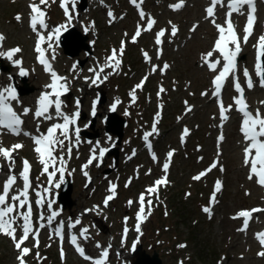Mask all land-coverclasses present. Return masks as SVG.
Returning <instances> with one entry per match:
<instances>
[{
	"label": "rangeland",
	"instance_id": "374dc122",
	"mask_svg": "<svg viewBox=\"0 0 264 264\" xmlns=\"http://www.w3.org/2000/svg\"><path fill=\"white\" fill-rule=\"evenodd\" d=\"M78 1L80 0H75L74 8L72 4L68 6L70 14L74 17L71 24H67V18L59 0H48L47 5L42 6L50 17V29L67 24V29L77 26L76 34L89 32L87 35H82L88 37L86 43L90 41L94 43L90 52L80 53L76 58H70L63 53L59 44L53 41L56 56L53 61L56 65L55 71L66 76L71 82L70 86L75 87L74 95L70 97V100L74 99L78 93L83 101L85 112L91 113L96 97H100V94L104 92L106 101L99 105V115L94 121V128L90 131L94 134L101 132V134L95 136L94 143L90 146L84 139L81 141L84 144L79 143L83 148L80 145L73 147L74 156H71V159L65 156L67 162L65 173H71L68 176L72 179V199L75 203L72 207L66 206L65 210H62L58 203L54 204L55 209L61 214L57 220L53 221L51 227L45 226L39 229L41 231L39 232V248L33 247V239L25 242L24 246L32 249L31 254L25 257L27 264H91L90 261L82 258L67 241L59 242L55 234L50 237L52 230L61 221L68 227L69 221L74 223L77 218L80 224H77L76 229L74 227L68 229L69 232L74 229L79 238H81L80 231L83 228L88 229L86 234L88 239L81 238L83 244L81 246L86 254L98 258L101 251L107 250L110 256L109 264H132L134 258L129 259V255L124 252V250L129 252L133 248L129 242L123 243L124 229L127 228L128 231L132 229L133 221L140 208L138 194L140 195L147 187L153 185L156 179L165 175L162 172V165L172 148L177 150L175 162L172 169L167 172V175L170 173L167 178L168 183L158 189L159 198L157 199L156 195L151 197L153 202L151 215H146L147 219L151 218L146 220L142 248L150 254L158 251L163 264H181V262L182 264H264V258L257 255L263 249L255 238L264 220V212L252 217L249 231L244 233L238 231L239 224L230 219V215L239 210H249L255 205H264V199L259 195L258 188L252 180L248 179L249 168L244 165L246 145L238 134L236 115L234 111H230L227 128L221 129L219 124L216 127V107L208 99L201 97V92L209 87L215 75L203 63L201 56L212 50L217 36L216 27L205 18L202 2L186 0L189 1L188 6L180 13H173L169 5L176 0H149L148 9L155 13L159 28L167 33L165 42L159 46L162 50V56L159 58H163L161 64L168 63L171 69L166 74L157 73L151 76L147 87L136 89V100L133 103L130 92L144 78L141 77L150 72V65L143 61V51H146L153 59H159L157 58L158 46L155 44L152 33L143 31L146 21H138L137 16L132 14L134 10L128 0L110 2L91 0L92 5L80 15ZM28 12L29 0H23L22 5L14 3L13 0H0V34L6 37L3 49L0 50H6L17 44L23 46L22 52L16 56V59L23 61L22 67L29 71L27 81L33 89L31 93H35L31 101L20 98V113L24 107L30 108L36 103L39 97L38 90L42 91L41 88L50 83V80L48 83L40 82V75H43L42 66L33 59L32 45L36 41V34L32 29L27 28L28 20L19 23L15 18L16 13L27 14ZM109 12L113 13L114 19L109 17ZM126 13L128 16L124 18ZM224 20L225 17H222L216 22L222 24ZM138 24L141 26L143 36L133 43L131 38ZM172 25L178 29L175 36L170 34ZM194 25L197 26L196 31L191 30ZM63 32L65 31L61 34ZM122 40L125 41V51L122 56L125 64L111 75L108 73H112L113 70L105 68L104 73L101 74V78L108 75L104 86L96 88V85L91 84V80L86 81V73L78 76L77 58L88 57L86 67L94 64L99 70L98 66L105 64L112 49L120 48ZM44 49L50 57L53 55L47 43ZM243 56L246 58H242L241 66L243 68L252 66L253 47L248 46ZM218 57L216 53L213 54L214 59ZM2 59L0 58V62ZM6 62V66L12 68L4 78L0 79V86L9 82L11 76L15 75L19 69L12 61ZM74 65L75 70H73ZM18 80L19 85L23 86L24 83ZM158 84H164L168 90L164 98L167 103L164 113L155 107L159 101L158 98L155 100ZM147 95L154 99L153 103H149ZM250 95L258 96L257 106L264 109L261 103L264 101V94L256 92ZM113 99L121 101L122 107L118 111L120 116H124L123 112L126 109L131 113V116L127 117L128 124L119 145V153H122L123 157H120V164L117 167L114 165V155L105 161L106 164L103 167L100 166L101 161H93V164L86 169L91 178L89 181L82 171V166L91 155L87 151H91V148H95L97 144L107 147L115 138L118 139L114 133H107V128L102 123ZM183 102L195 104L196 110L188 115ZM67 109L72 114L76 107L72 104L68 105ZM29 115H27L28 118ZM157 119L158 135L153 133L154 138H150L152 145V152H150L142 139L146 132L152 131L153 123ZM58 122L62 121L58 120ZM38 124L37 120L33 122L35 127ZM184 126L189 127L191 132L186 145L181 143ZM221 134L224 139L218 143V136ZM157 138H160L159 142ZM7 141L6 134L0 135V142L9 144ZM16 141L13 139L12 144L9 145L15 144ZM19 141L22 142L23 149L16 152L14 157L16 173H19L21 169L20 156H26V151L32 148V139L29 136H23ZM157 143L163 144L164 147L157 146ZM198 146H202V151L197 149ZM134 150L135 155H132ZM152 153L158 154V163L153 161ZM214 161L217 162L216 168L199 181L193 180L194 176L208 169ZM35 162L36 173L41 175L42 165L38 162V158ZM98 163L99 166H97ZM1 165L8 171V163L2 162ZM109 169H112L111 174L106 173ZM149 172L150 174H147ZM212 173L215 174L213 179L222 177L226 182L225 190L219 192L217 212L213 218L202 210L209 205V194L215 191L213 179L210 180ZM42 176L40 185L47 187V176ZM135 177L142 180H134V185L130 189L121 186L119 200L115 199V202L103 207L104 196L111 194L108 191L110 182L117 185L116 181H118L122 185L127 178ZM58 178L59 173L55 182H58ZM4 180L5 178L0 181V187ZM142 184L143 186L140 187ZM51 192L53 194L50 196L51 199L56 201V193L59 189L52 188ZM130 199H134L131 200L133 201L131 205L128 203ZM147 199L146 196L145 210L148 212ZM94 206H98L99 211H86L93 209ZM125 218L128 219L127 223ZM19 234L18 230L17 235ZM1 235L0 264H19L16 259L19 253L13 241ZM132 237L136 239L135 234ZM113 243L115 244L112 246ZM97 244L101 247L97 248ZM179 245H185V247H179ZM61 247L64 252L63 259ZM37 252L41 257L39 261L36 258ZM122 256H125L124 259Z\"/></svg>",
	"mask_w": 264,
	"mask_h": 264
},
{
	"label": "snow or ice",
	"instance_id": "6c2138e0",
	"mask_svg": "<svg viewBox=\"0 0 264 264\" xmlns=\"http://www.w3.org/2000/svg\"><path fill=\"white\" fill-rule=\"evenodd\" d=\"M71 2L72 7H75V0H61L60 6L64 10L65 16L67 18V24H71L72 19L74 18L70 14V9L68 4ZM130 2L135 5L138 9H140V3L138 0H130ZM48 0H39V3H36L35 0L33 3L29 5L30 8V18H29V26L32 31L37 36V42L35 45V52L37 55L38 63L41 64L44 68V71L50 75V83L45 85V90L41 92L39 97L37 98L35 110L24 107L21 113H17L12 105V102L15 101L17 104L20 103L19 96L14 86L11 84L8 86H4L0 88V134H3V130H7L12 135L19 136L21 134V127L24 123L22 117L29 115L32 113L34 118L37 120L43 119L47 121L51 120H61L62 122H57L51 124L45 133H41L37 136H31L30 133L24 132L23 135L30 136L35 145L33 151L37 154L38 162L42 165L41 175L47 176V187L43 188V192L36 191L37 199L35 204L38 208H44L45 204L47 205L48 215L45 217L43 213H41L39 217V228H43L45 226L51 227L55 218L60 214L58 211L53 209L54 199H46L47 196L53 195L51 192L52 188L59 189L64 181V174L67 170V162L64 155H57V151H66L67 158L71 159L73 147H77L80 143V132L81 129L79 127H72L77 124L78 118L80 117V111L78 110L80 107V101H76L77 111L72 113L71 115L66 114L63 111V107L66 105L62 101L61 97L67 94L70 90L71 82L68 80L66 76L59 75L53 68L51 62L45 56V49L42 48V44L47 42L48 49H51L53 55L51 56L52 60L56 59L55 49L53 47V41L58 42L60 39V34L62 31H67V24H61L54 29L49 30L48 24L46 23V12L42 9V5L46 6ZM217 5L220 7H227L228 11L226 12L225 20L223 24H218L216 22V8ZM247 5L250 11L247 13V22L243 29L244 35L241 38L235 31V27L232 23V14L233 12L237 14H245L242 9ZM169 7L178 11L182 7H184V0H179V3L169 5ZM206 19H211V23L216 27L218 36L214 42L213 48L211 51L206 54H202L201 59L203 63L208 67V69L214 73H216L212 79V96L217 98L220 120L222 122L228 120V116L226 113L232 110V105L225 107L222 99L221 92L224 87V83L228 79L229 75L233 76L234 90L239 94L238 96L233 98L234 104L237 106L236 110L241 113V127L240 131L244 137V142L246 147L244 148V165L249 168L248 179L251 181L256 178V183L264 187V115H261L259 109L255 110V114L248 109V105L246 100L244 99V89L241 87L239 83V79L235 76V70L237 65V57L241 52V43L247 44L249 38L252 35V30L254 26V12L255 5L253 0H228L225 5V0H210L209 6L205 9ZM110 18H113V13H108ZM139 15L141 20L145 19V13L141 9L139 11ZM122 18V17H121ZM16 20L20 21L21 17L19 15L16 16ZM111 22V21H110ZM156 21L151 17H147V24L143 28V31H151ZM171 23V22H169ZM196 25L191 29L192 31L196 30ZM47 32V35L42 34V31ZM87 31V29H85ZM177 27L175 25L171 26V35L175 36L177 34ZM165 30L161 29L155 35V44L157 47V58L161 55V46L163 44V38L165 37ZM127 35V33H125ZM141 36V26L137 25V30L135 34L131 38V42L135 43L137 38ZM6 37L3 34H0V49H3V43ZM125 41H121V46L119 49H112L111 54L106 58L105 64L102 66H98L97 69H90L89 71L94 73V77L91 78V84L97 85L104 83L108 75L113 74L117 71L122 63L120 57L123 56L125 48ZM231 45V47H230ZM256 49V62L254 65L255 73L259 78V83L261 87H264V34L259 36L257 40V44L253 45ZM22 51L21 48L15 47L8 50H0V58H6L9 61H12L16 66L19 67V75L26 76L28 72L21 67L22 61L19 59L13 60V57ZM143 51V50H142ZM214 53H219V57L216 59H212ZM143 55L145 61L151 63V56L143 51ZM223 61V63H222ZM75 65L73 66V70H75ZM111 68L113 70L112 73H108V75H104L101 78V74L104 73L105 68ZM169 65L165 63L160 71L163 73L168 69ZM219 67V71H217ZM158 66L153 65L152 71L155 72ZM244 77L247 83V87L251 89L253 87L252 78L247 70L244 69ZM11 79V78H10ZM86 81L89 78H85ZM147 80V76H145L141 82L133 88L130 92L131 99L133 103L136 100V89H140L143 87L144 82ZM165 89L161 87L159 89L158 95L164 92ZM202 96L208 95L207 92L201 94ZM119 99L116 100L115 103L111 105V110L115 111L116 106L119 103ZM187 103V102H185ZM264 104V101L261 102ZM191 111L189 107L187 109ZM92 116L96 115V102L94 101L92 106ZM156 122L153 123L152 131L146 132L144 134V141L146 143L147 148L150 152H152V145L149 142V137L153 135V133H157ZM222 127V125H221ZM37 131L39 132V124L37 125ZM74 131L75 134V143L72 141V136L70 132ZM189 135V130L185 128L183 130V135L181 137V142L183 143L184 137ZM224 139L221 134L218 137V143L222 142ZM67 141V143H66ZM23 148V144L15 143L11 147L6 148L3 146L2 142H0V157H3L8 162V173L7 178L2 183V190H0V234L5 235L13 241L14 247L16 248L19 255L16 257L19 264H27L25 257L29 256L32 252L25 245V242L29 240L31 237L34 241L33 247L39 248V230L34 227L33 221V205L29 197V191L32 188V183L30 179L31 172V164L27 159L22 161V168L19 173L15 172V158L12 153ZM97 148H98V156H97ZM92 155H90L88 161L82 166V171L85 177L91 180L89 177V173L86 169L93 164V161H102L106 152H108L107 148L99 147L97 144L96 148H93ZM132 155H135V150ZM174 155V150L169 151L167 153L166 161L162 165V172L165 174L162 178L156 179L153 185L147 187L144 192L139 195L138 203L140 204L139 211L137 213V224L136 231L139 233L140 223L145 219V200L147 199L148 206V215H151V207H152V199L153 195L158 197V189L162 185H166L168 183L167 180V172L170 166V161L172 156ZM131 157H129L130 159ZM152 158L154 161L157 160V157L154 153H152ZM99 166V163L97 164ZM217 167V162L214 161L208 169L200 172L196 176L193 177V180L199 181L203 176H205L208 172H210L213 168ZM52 169L51 171L49 169ZM223 170V169H221ZM0 171H2V165H0ZM74 171V170H73ZM57 173H59L58 182L56 181ZM147 174H150L147 173ZM71 175V173H69ZM18 181H22V188L14 190V185L17 184ZM128 183H131L129 180ZM128 183L125 184V187L128 186ZM221 182L219 180L216 181L214 189L215 192H219L221 190ZM110 195H107L103 201L104 206L107 207L109 202L113 200L116 196V185L110 182V186L108 189ZM11 194V195H10ZM215 195L210 198V203L214 204ZM129 205L133 203V201L128 202ZM96 210L99 211L98 206H94L93 209H89L86 211ZM205 213H207L210 217L212 215L210 207H204L202 209ZM264 212V209L253 208L251 210H241L237 213L236 216L232 217L233 219L243 218V226L238 229V231L246 232L249 226L250 219L253 213ZM46 220V224L42 221ZM125 223H127V218H125ZM80 224L79 218L75 220V222L69 221L68 228L71 229L75 225ZM64 222L61 221L50 233V237L52 234L57 236L61 243L64 239ZM19 230L20 234L17 235V231ZM128 229L125 228V235L127 234ZM88 233L87 228H83L79 236L84 239H88L86 235ZM255 238L259 242L262 248H264V231L258 232L255 235ZM70 243L75 247L77 253L91 262V264H107L108 251L103 250L100 253L98 258L90 257L86 254L85 249L78 242V237L75 234L70 236ZM97 248H100L101 245L97 244ZM110 247V245H109ZM179 247H185V245H179ZM135 248V244L133 245ZM258 256L264 257V251H260L257 253ZM64 252L61 247V258L63 259ZM36 258L39 261L41 259L39 252L36 253ZM182 264V262H181Z\"/></svg>",
	"mask_w": 264,
	"mask_h": 264
},
{
	"label": "water",
	"instance_id": "95a60500",
	"mask_svg": "<svg viewBox=\"0 0 264 264\" xmlns=\"http://www.w3.org/2000/svg\"><path fill=\"white\" fill-rule=\"evenodd\" d=\"M85 8L86 6L83 5L82 9L84 10ZM76 33L77 32L74 29L63 36V48L65 50V53L70 57H76L82 50L90 51L91 48V45L86 43L88 37ZM81 64L84 65L85 62H82ZM26 81L27 79L25 78V82ZM104 102L105 97L104 95H102L101 103ZM126 125V120L119 117L116 113H112V115H110L108 130L112 131L119 137V143H121V140L124 137V128L126 127ZM112 153L116 155V159L118 160V150L112 149ZM72 191L73 185L72 181L69 179L67 184L63 187V192L61 193L59 198L64 209H66V206L72 207L74 205V202L72 201ZM132 264H163V260L157 251H155L153 254H149L142 247H139L138 251L136 252L135 260Z\"/></svg>",
	"mask_w": 264,
	"mask_h": 264
},
{
	"label": "bare ground",
	"instance_id": "6f19581e",
	"mask_svg": "<svg viewBox=\"0 0 264 264\" xmlns=\"http://www.w3.org/2000/svg\"><path fill=\"white\" fill-rule=\"evenodd\" d=\"M4 64L6 65L7 64V62L6 61H4ZM35 96V93H31V94H27V93H25L24 95H23V98H25L26 100H32V98ZM64 96V95H63Z\"/></svg>",
	"mask_w": 264,
	"mask_h": 264
}]
</instances>
